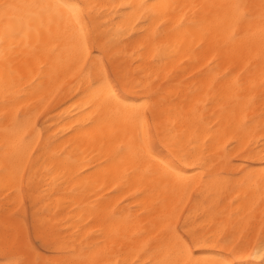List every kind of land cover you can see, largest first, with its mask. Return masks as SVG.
I'll return each instance as SVG.
<instances>
[{
    "label": "bare ground",
    "instance_id": "obj_1",
    "mask_svg": "<svg viewBox=\"0 0 264 264\" xmlns=\"http://www.w3.org/2000/svg\"><path fill=\"white\" fill-rule=\"evenodd\" d=\"M65 2L97 6L86 49L40 7ZM4 3L0 264H172L177 233L201 240L191 264H264V35L258 10L237 23L230 7L260 0ZM140 5L175 7L142 23ZM25 198L53 256L28 244Z\"/></svg>",
    "mask_w": 264,
    "mask_h": 264
},
{
    "label": "snow or ice",
    "instance_id": "obj_2",
    "mask_svg": "<svg viewBox=\"0 0 264 264\" xmlns=\"http://www.w3.org/2000/svg\"><path fill=\"white\" fill-rule=\"evenodd\" d=\"M18 7L17 5H13L10 3H4L0 5V9L7 14L10 10ZM40 7L44 8H54L57 10V13L61 16H64L65 13L67 15V19L72 23V25L76 28V31L79 33L80 37L82 38V43L84 48L87 47V39L88 36L92 35L91 32V23H92V15L93 10L97 7L94 4L90 3H58L55 5H43ZM135 7V6H132ZM169 7H175L172 5H152L149 9L146 5H140V9L147 10V17H144V14L141 13V16L144 17L141 22L147 23L148 19L155 20L157 13L156 9H167ZM230 7L237 10L238 15L236 16V22L242 23L244 20H248L253 18V12L258 10L259 12V20L261 21V32L264 35V0H260L258 5H248V4H233ZM138 26V24H134L133 27ZM238 35V33L236 34ZM235 38V36L233 37ZM104 87H106L108 91V102H114L116 105H123L125 108H133L135 109V105H129L126 100L121 99L115 91L112 90V85L109 82H106ZM26 139V137H25ZM139 145L140 151L143 152L145 155H151L152 152V143H151V136L149 135L148 131L145 130L143 134L139 135ZM153 159H155L153 157ZM159 163L162 165L164 169H166L169 173L175 174L179 177V173L175 171L176 165L175 162L172 160H164L161 159ZM228 237H224L220 242L225 243L227 242ZM205 243L207 241H204ZM7 243V242H6ZM23 239L17 238L15 244L17 246L23 245ZM201 244V240L197 238L196 234H191V238L186 236H182L177 233L176 236V247H177V258L172 262V264H191L190 261H186L183 259V256L191 254V246H199ZM255 255H259L261 260L264 261V239L261 240L260 246L254 250ZM19 264H29L28 261H20Z\"/></svg>",
    "mask_w": 264,
    "mask_h": 264
},
{
    "label": "rangeland",
    "instance_id": "obj_3",
    "mask_svg": "<svg viewBox=\"0 0 264 264\" xmlns=\"http://www.w3.org/2000/svg\"><path fill=\"white\" fill-rule=\"evenodd\" d=\"M112 79L114 78L113 74L111 73ZM27 198L24 199L23 202V209L24 213L21 214L20 212L17 213V217H20L23 220V224L25 226V236L28 241V244L31 246L33 251L36 253H40L45 257H50L54 255V252L48 247L44 240L37 234L34 225H33V218H32V209L30 203ZM0 262H5L4 259L0 256Z\"/></svg>",
    "mask_w": 264,
    "mask_h": 264
}]
</instances>
